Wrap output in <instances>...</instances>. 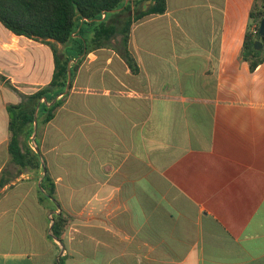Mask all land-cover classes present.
Returning a JSON list of instances; mask_svg holds the SVG:
<instances>
[{"label": "crops", "instance_id": "1", "mask_svg": "<svg viewBox=\"0 0 264 264\" xmlns=\"http://www.w3.org/2000/svg\"><path fill=\"white\" fill-rule=\"evenodd\" d=\"M254 3L167 0L132 23V66L118 12L79 63L80 33L57 43L74 77L34 134L39 173L12 162L8 107L51 83L55 52L0 21V264H264V63L241 60ZM47 172L58 204L40 201Z\"/></svg>", "mask_w": 264, "mask_h": 264}, {"label": "trees", "instance_id": "2", "mask_svg": "<svg viewBox=\"0 0 264 264\" xmlns=\"http://www.w3.org/2000/svg\"><path fill=\"white\" fill-rule=\"evenodd\" d=\"M151 1L144 11L142 4ZM255 3L250 12V24L245 34L241 60L249 64L251 72H255L264 63V36H261L260 25L264 20V0ZM167 10V0H0V21L11 32L26 36L35 41L50 45L55 52V71L51 83L43 89L23 95L22 102L8 107L10 115L9 151L12 162L19 171L39 173L43 161L40 158V143L34 134L36 122L38 127L50 123L56 116L63 100H59L68 88L69 73L72 88L74 68L69 55H59L56 44L68 45L77 34H81L77 54L85 57L90 52L104 48L116 36L117 25L109 24L107 17L118 12V18L125 27L121 32L124 58L132 66L131 54L128 50L130 27L139 18L162 14ZM87 36V37H86ZM261 41L263 47L257 50L256 42ZM35 144L36 150L32 146ZM40 201H54L56 186L47 173L41 176ZM57 207L54 206L53 211ZM52 237L61 241L69 221L64 213L54 215ZM61 264V263H59Z\"/></svg>", "mask_w": 264, "mask_h": 264}, {"label": "water", "instance_id": "3", "mask_svg": "<svg viewBox=\"0 0 264 264\" xmlns=\"http://www.w3.org/2000/svg\"><path fill=\"white\" fill-rule=\"evenodd\" d=\"M149 3H151V1H149ZM259 33L261 36H264V20H262V22H261ZM255 47L257 50H260L263 47V43L261 41H258V42H256ZM70 81H71V74L69 73L68 88H67L66 92L69 90ZM37 127H38V124L36 122V131H37Z\"/></svg>", "mask_w": 264, "mask_h": 264}, {"label": "rangeland", "instance_id": "4", "mask_svg": "<svg viewBox=\"0 0 264 264\" xmlns=\"http://www.w3.org/2000/svg\"><path fill=\"white\" fill-rule=\"evenodd\" d=\"M258 4L261 5V4H262V1L259 0V1H258ZM72 65H74V62H71V66H72ZM32 146H33V147L35 148V150H36V147H35V144H34V143H32Z\"/></svg>", "mask_w": 264, "mask_h": 264}]
</instances>
